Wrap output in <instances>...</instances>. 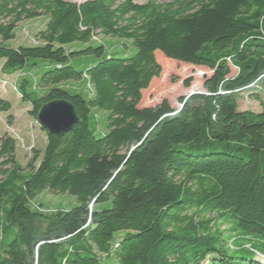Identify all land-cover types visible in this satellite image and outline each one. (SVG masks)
<instances>
[{
	"label": "trees",
	"instance_id": "1",
	"mask_svg": "<svg viewBox=\"0 0 264 264\" xmlns=\"http://www.w3.org/2000/svg\"><path fill=\"white\" fill-rule=\"evenodd\" d=\"M42 16L49 21L38 44H7L20 22ZM97 33L131 39L137 51L67 48ZM0 40L2 73L39 72L38 90L29 79L19 86L35 119L56 99L80 118L63 135L42 128L46 148L26 175L16 139L0 135V201L12 199L0 222V264H107L111 250L117 264H264V97L251 88L258 111L240 110L236 98L264 79V0H0ZM156 51L211 70L204 93L182 97L180 110L167 99L139 107L162 73ZM90 55L96 63L78 69L74 59ZM82 79L86 95L62 86ZM11 108L0 98V112ZM93 109L109 113L102 133L91 128ZM45 189L78 204L31 208Z\"/></svg>",
	"mask_w": 264,
	"mask_h": 264
},
{
	"label": "rangeland",
	"instance_id": "2",
	"mask_svg": "<svg viewBox=\"0 0 264 264\" xmlns=\"http://www.w3.org/2000/svg\"><path fill=\"white\" fill-rule=\"evenodd\" d=\"M78 3L85 0H71ZM137 3H144L147 0H133ZM49 21L48 16H42L35 19H26L20 22L15 30V38L9 42L8 45L18 48L21 45H36L38 40L36 34L46 27ZM1 41V40H0ZM104 44L107 52H112L116 56H131L137 51L133 44V40L124 39L113 36H105L101 33H97L95 38L89 44L82 42H74L69 44L67 48L69 50L82 49L88 45H101ZM159 54L162 55L161 59H157ZM157 61L162 66V73L159 77H155L151 82L149 88L143 90V98L139 107H150L161 103L164 99H167L171 106L175 109H180L182 97H190L191 95L203 92L204 79L206 76H210L212 71L205 67L194 66L189 63L178 61L166 57L161 51L155 53ZM98 58L96 56H85L82 58H75L74 63L78 69H84L90 64L96 63ZM36 61L42 62L41 59ZM2 60H0V98L8 100L12 108L8 112H0V135L9 133L16 139L17 150L16 159L17 162L23 167L22 174H27V164L34 155L35 151L38 152L40 157L43 155L46 148L47 135L42 129L37 119H35L30 109L31 103L24 101L19 92L20 83L23 79H29L33 84V88L39 89L37 85L39 72L33 68L27 69L23 72H18L12 75H6L1 71ZM30 61L29 63H31ZM237 68L232 66V72L230 76L236 75ZM189 77L193 78L189 87L185 86V80ZM62 86L69 89L81 90L83 94H87L90 87L87 85V79L81 81H70L63 83ZM262 90V96L264 97V79L258 83ZM255 89H248L244 92L236 94L238 106L240 110H253L258 111L260 109L259 102L255 100L250 93H253ZM43 90L40 89L42 93ZM9 115H12L9 118ZM109 113L104 110L93 109L90 119L91 128L95 129L97 133H102L107 130V118ZM11 121V122H10ZM186 149L193 151L196 154L204 151L203 148L189 147L186 144ZM12 199L4 196L3 203L0 201V222L3 219L2 214L4 211H8L11 207ZM31 208L42 212H52L57 210L68 211L74 208L78 204L77 196L70 193H56L50 189H45L39 193L36 198L29 203ZM223 229H228V224L224 223L221 226ZM126 234L125 231H119L115 234V242ZM11 239V238H10ZM1 241V237H0ZM110 256L103 258V261L107 264H117V259L114 256V250L109 253Z\"/></svg>",
	"mask_w": 264,
	"mask_h": 264
},
{
	"label": "water",
	"instance_id": "3",
	"mask_svg": "<svg viewBox=\"0 0 264 264\" xmlns=\"http://www.w3.org/2000/svg\"><path fill=\"white\" fill-rule=\"evenodd\" d=\"M182 106L183 104L181 108ZM37 121L49 134L63 135L72 130L80 118L72 102L67 99H56L42 106Z\"/></svg>",
	"mask_w": 264,
	"mask_h": 264
},
{
	"label": "built area",
	"instance_id": "4",
	"mask_svg": "<svg viewBox=\"0 0 264 264\" xmlns=\"http://www.w3.org/2000/svg\"><path fill=\"white\" fill-rule=\"evenodd\" d=\"M259 83V79L251 84H249L248 86H246L247 89H251V88H260V86H258Z\"/></svg>",
	"mask_w": 264,
	"mask_h": 264
},
{
	"label": "crops",
	"instance_id": "5",
	"mask_svg": "<svg viewBox=\"0 0 264 264\" xmlns=\"http://www.w3.org/2000/svg\"><path fill=\"white\" fill-rule=\"evenodd\" d=\"M2 64H3V62H2ZM2 66V65H1Z\"/></svg>",
	"mask_w": 264,
	"mask_h": 264
},
{
	"label": "bare ground",
	"instance_id": "6",
	"mask_svg": "<svg viewBox=\"0 0 264 264\" xmlns=\"http://www.w3.org/2000/svg\"><path fill=\"white\" fill-rule=\"evenodd\" d=\"M248 90V89H247Z\"/></svg>",
	"mask_w": 264,
	"mask_h": 264
}]
</instances>
